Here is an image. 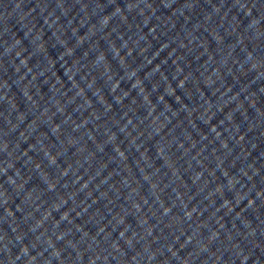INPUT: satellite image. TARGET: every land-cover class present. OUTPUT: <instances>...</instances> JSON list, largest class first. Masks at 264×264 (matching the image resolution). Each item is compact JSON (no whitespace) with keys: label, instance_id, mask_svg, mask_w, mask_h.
I'll return each instance as SVG.
<instances>
[{"label":"water","instance_id":"1","mask_svg":"<svg viewBox=\"0 0 264 264\" xmlns=\"http://www.w3.org/2000/svg\"><path fill=\"white\" fill-rule=\"evenodd\" d=\"M0 264H264V0H0Z\"/></svg>","mask_w":264,"mask_h":264}]
</instances>
